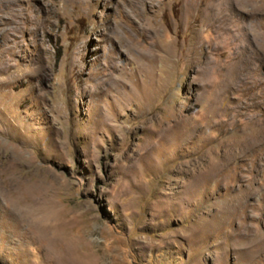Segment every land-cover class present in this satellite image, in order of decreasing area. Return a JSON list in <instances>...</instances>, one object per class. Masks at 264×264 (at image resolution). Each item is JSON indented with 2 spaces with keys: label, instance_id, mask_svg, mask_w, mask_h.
<instances>
[{
  "label": "rangeland",
  "instance_id": "obj_1",
  "mask_svg": "<svg viewBox=\"0 0 264 264\" xmlns=\"http://www.w3.org/2000/svg\"><path fill=\"white\" fill-rule=\"evenodd\" d=\"M0 264H264V0H1Z\"/></svg>",
  "mask_w": 264,
  "mask_h": 264
},
{
  "label": "bare ground",
  "instance_id": "obj_2",
  "mask_svg": "<svg viewBox=\"0 0 264 264\" xmlns=\"http://www.w3.org/2000/svg\"><path fill=\"white\" fill-rule=\"evenodd\" d=\"M1 1V0H0Z\"/></svg>",
  "mask_w": 264,
  "mask_h": 264
}]
</instances>
